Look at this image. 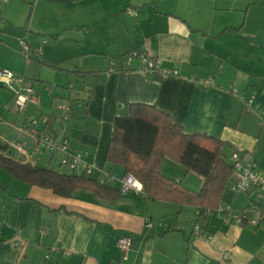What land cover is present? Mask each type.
Listing matches in <instances>:
<instances>
[{
    "label": "crops",
    "instance_id": "crops-1",
    "mask_svg": "<svg viewBox=\"0 0 264 264\" xmlns=\"http://www.w3.org/2000/svg\"><path fill=\"white\" fill-rule=\"evenodd\" d=\"M20 39L42 55L28 59ZM136 50L164 74L147 75L139 59L123 71L122 58ZM42 66L56 70L55 84ZM0 69L38 90L37 105L22 114L0 92V147L15 160L23 159L12 146L18 136L33 150L35 139L23 130L29 118L39 119V129L48 119L95 167L93 176L110 173L120 189L127 174L105 159L115 119L149 105L186 134L227 143V159L239 152L264 175V0H0ZM65 77L68 86H59ZM208 78L214 85L203 86ZM64 102L69 122L57 120ZM162 173L193 192L202 188L201 177L168 156ZM9 183L0 188V264H264V225L203 220L194 207L135 193L110 201L78 190L64 198L14 178ZM223 204L237 213L264 211V194L228 187ZM123 237H133L127 255L117 246Z\"/></svg>",
    "mask_w": 264,
    "mask_h": 264
},
{
    "label": "trees",
    "instance_id": "trees-1",
    "mask_svg": "<svg viewBox=\"0 0 264 264\" xmlns=\"http://www.w3.org/2000/svg\"><path fill=\"white\" fill-rule=\"evenodd\" d=\"M27 45L29 52H23L21 47L20 50L27 54L28 59L31 54L37 57L38 49L33 51L28 42ZM77 74L86 78L93 73ZM70 143L72 145L71 140ZM228 146L204 134H186L168 114L153 106L133 105L128 117L115 119L105 159L109 164L123 167L127 175L141 184L143 191L140 195L153 201L191 206L203 216L222 204L225 191L232 187L230 180L233 169L224 152ZM8 148L0 147V169L26 184L51 190L64 198L71 197L78 190L93 192L96 197L110 201L118 200L123 195L121 187L117 189L111 186L114 181L101 183L98 176L73 173L52 160H48L46 167L15 160L10 157ZM167 156L184 166L187 172H193L203 179L198 192L163 175V160ZM51 164L56 168L49 167ZM62 169L68 170V173ZM200 218L206 220V217Z\"/></svg>",
    "mask_w": 264,
    "mask_h": 264
},
{
    "label": "built area",
    "instance_id": "built-area-1",
    "mask_svg": "<svg viewBox=\"0 0 264 264\" xmlns=\"http://www.w3.org/2000/svg\"><path fill=\"white\" fill-rule=\"evenodd\" d=\"M130 15H133L131 11H128ZM48 43L47 41L44 42ZM20 47L23 52H29L30 48L25 40H19ZM37 55H42V49L37 50ZM139 59L142 62V70L147 75L164 74L160 70L159 63L157 60L152 59L148 55L140 51H133L122 58V67L126 69L134 60ZM111 71H115L117 65L113 62ZM0 83L4 87H9L15 92L14 99L18 110L24 112L30 104L36 103L37 100L34 98V91L32 88L27 90L26 94H23L21 90L15 89V84H22L23 79L15 77L12 72L0 71ZM203 86L214 85L213 78H208L201 82ZM23 87V86H22ZM24 88V87H23ZM22 88V89H23ZM16 90V91H15ZM59 110L62 112V121L69 122V116L71 115V109L69 106H59ZM46 127L39 129V119L37 117H30L27 121V127L23 130L26 131L30 136L35 139L33 150L30 152L27 147L21 142H17L13 145L15 150L24 157L21 159L24 162H29L32 165H36L38 161L35 159L36 155L48 154V159L56 161L61 167L68 168L73 173H80L86 175L94 174V166L89 165L83 159V153L79 150H74L70 143L68 133L62 134L60 128L51 125V122L46 120ZM230 165L233 169L234 183L231 189L237 193H250L258 192L264 194V175L258 170L255 162L242 156L239 152H233L229 156ZM101 183H110L114 181V178L110 173H103L99 177ZM143 189L141 184L131 175H126L122 179L121 193L126 194H140ZM213 215L219 217L224 224L236 223L238 225H248L251 227L259 228L264 225V211L254 210L252 208L237 213L233 210V207L229 205L220 204L214 211H207L200 217H206L209 219ZM195 231L197 234H202L203 228L200 225H196ZM117 246L121 251L127 255L131 246H133V237H123L117 242Z\"/></svg>",
    "mask_w": 264,
    "mask_h": 264
},
{
    "label": "rangeland",
    "instance_id": "rangeland-1",
    "mask_svg": "<svg viewBox=\"0 0 264 264\" xmlns=\"http://www.w3.org/2000/svg\"><path fill=\"white\" fill-rule=\"evenodd\" d=\"M26 28H24V30H25ZM18 42H19V40H18ZM50 45V44H49ZM19 46H20V44H19ZM21 51V50H20ZM21 53L22 54H24L26 57H27V54H25V53H23L22 51H21ZM28 58V57H27ZM71 66V65H70ZM43 67V66H42ZM45 70H44V76H46V79L48 80V81H51V83H53V84H55V79H54V75H55V73H56V70L55 69H53V68H50V67H43ZM9 71V72H12V71H10V70H8V69H0V71ZM12 74L15 76V77H19V78H22L23 79V81L24 82H26L24 85H25V87L23 88L22 87V85L23 84H18V83H16L15 84V89L16 90H21L22 91V93L23 94H26L27 93V90L29 89V88H31L32 86L31 85H33V83H31V81L30 82H28L27 81V79H24L23 77H21V76H17L16 74H14V72H12ZM35 75V74H34ZM34 75L33 74H30V77L31 78H33L34 77ZM66 78V77H65ZM59 80H60V78H59ZM75 83H76V81L75 80H73ZM82 81L81 80H79V82L77 83V84H79L78 86H81L82 84ZM68 84V79L66 78V79H64V80H60V82L58 83V85L59 86H65V85H67ZM2 86V84L0 83V92L1 93H3L4 94V96H6V98L8 97V100H9V102L11 101L12 102V104H13V111L14 112H16V113H24V112H21V111H19L18 110V107L16 106V103H15V97H14V95H15V92H14V90L13 89H10L9 87H1ZM68 86V85H67ZM23 88V89H22ZM56 87H54L53 89L54 90H56V91H61V90H63V89H61V88H57V89H55ZM81 87H78V90L80 89ZM53 89L51 88V90L53 91ZM59 89H61V90H59ZM15 90V91H16ZM74 90H76V88L74 89ZM79 91H82L83 92V89H80ZM64 92V91H63ZM37 93H38V90L36 89V91L34 92V98L37 100V102L36 103H33V104H30V105H33L34 106V104L35 105H37V103H38V95H37ZM66 94H67V92H66ZM68 96V95H67ZM52 97H54V95L53 94H50V100L51 99H53ZM29 105V108L31 107ZM64 105H69V103L68 102H64V103H61L60 105H58V107H57V112H56V115H58L59 114V106H64ZM1 113V112H0ZM61 116L62 115H59V117L57 118V120L60 122L61 121ZM60 125H62V124H60ZM2 128V127H1ZM13 138H16V137H14V136H12ZM19 137V139H15V141H12V144H16L17 142H21V143H23L24 145H25V147H27L28 146V144H27V141H25V137H23V135H20V136H18ZM16 140H18V141H16ZM13 146V145H12ZM29 147H27V149H28ZM34 148V146L31 148V149H33ZM18 153V152H17ZM19 154V153H18ZM20 155V154H19ZM21 156V155H20ZM41 156V159H40V157H39V155L37 156H35V159L38 161V163L40 164V166H47L46 165V161H45V159H47L48 158V154H41L40 155ZM24 158V157H23ZM49 167H53V168H56V166L54 165V164H51V165H49ZM62 171H64V172H66V173H68V170L66 171V169H62ZM190 173H193V172H190ZM192 175H194V176H191V177H200V176H198L197 174H192ZM197 175V176H196ZM10 179H13V178H11V176H9V174L5 171V170H3V169H0V188L1 189H5L6 187H8V186H10L9 184V180ZM192 179H195V178H192ZM199 179V178H198ZM121 186H122V184H121Z\"/></svg>",
    "mask_w": 264,
    "mask_h": 264
}]
</instances>
